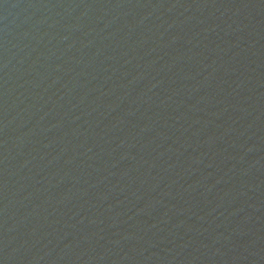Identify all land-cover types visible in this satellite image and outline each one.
Wrapping results in <instances>:
<instances>
[{
  "label": "water",
  "instance_id": "1",
  "mask_svg": "<svg viewBox=\"0 0 264 264\" xmlns=\"http://www.w3.org/2000/svg\"><path fill=\"white\" fill-rule=\"evenodd\" d=\"M0 264H264V0H0Z\"/></svg>",
  "mask_w": 264,
  "mask_h": 264
}]
</instances>
